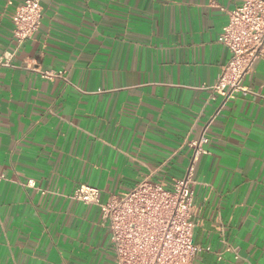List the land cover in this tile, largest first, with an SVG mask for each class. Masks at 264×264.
<instances>
[{"label":"crops","instance_id":"0c3cea01","mask_svg":"<svg viewBox=\"0 0 264 264\" xmlns=\"http://www.w3.org/2000/svg\"><path fill=\"white\" fill-rule=\"evenodd\" d=\"M0 0V264H116L102 201L193 163L191 264H264V57L217 90L242 0H43L20 48ZM49 72L54 76L44 77ZM61 73V75H59Z\"/></svg>","mask_w":264,"mask_h":264},{"label":"built area","instance_id":"2783aa9c","mask_svg":"<svg viewBox=\"0 0 264 264\" xmlns=\"http://www.w3.org/2000/svg\"><path fill=\"white\" fill-rule=\"evenodd\" d=\"M42 2L25 0L11 15L17 48L40 29ZM228 15L229 22L218 42L229 50L230 60L215 87L224 97L235 92L251 93L241 82L264 57V0H242ZM53 76L44 73V77ZM208 142L205 129L201 140L195 143L198 149L186 175L173 180L169 188L143 179L131 190L107 201H102L96 187L80 185L75 190L72 199L101 210L108 223L116 264H191L200 251L208 250L194 241L191 189L193 163L200 154L199 147Z\"/></svg>","mask_w":264,"mask_h":264}]
</instances>
